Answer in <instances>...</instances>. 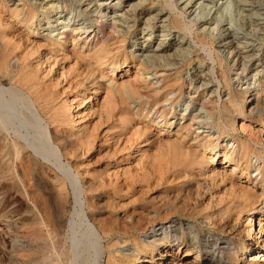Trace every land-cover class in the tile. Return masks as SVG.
Masks as SVG:
<instances>
[{"label": "rangeland", "instance_id": "rangeland-1", "mask_svg": "<svg viewBox=\"0 0 264 264\" xmlns=\"http://www.w3.org/2000/svg\"><path fill=\"white\" fill-rule=\"evenodd\" d=\"M168 1L172 6L164 0H0V50L12 62L0 87L14 88L9 76L18 70L34 71L30 89L16 87L29 95L69 170L66 176L53 156L45 159L33 150L37 134L17 114L6 134L23 147L13 159L15 168L33 157L49 184L62 186L68 205L64 235L81 240L78 250L71 248L84 264H104L114 238L103 237L89 222V198L102 216L127 222L138 217L130 237L117 236L114 252L129 256L124 264H264V231L258 232L264 227V115L248 113L256 94L264 101V0ZM107 32L113 39L105 40ZM121 52L127 66L111 70L101 64L99 56ZM128 84L136 86L135 93L127 91ZM117 87L136 112L133 121L119 122ZM243 89L247 102L222 111L229 90ZM0 93V102L8 99ZM178 142L184 151L174 161L167 151ZM17 178L0 182V202L17 201L0 203V221L10 227L0 234V264L25 244L17 232L31 218L32 204ZM72 187L82 220L94 232L93 247L81 226L72 224L73 234L69 225L77 221ZM242 188L256 195L248 207L233 202ZM28 189L40 202V192ZM167 200L178 208L168 213ZM132 238L145 245L141 252ZM84 243L89 248L80 252Z\"/></svg>", "mask_w": 264, "mask_h": 264}, {"label": "bare ground", "instance_id": "bare-ground-1", "mask_svg": "<svg viewBox=\"0 0 264 264\" xmlns=\"http://www.w3.org/2000/svg\"><path fill=\"white\" fill-rule=\"evenodd\" d=\"M185 1L186 0L182 2H185ZM188 2H190V0H187L186 4ZM164 3L167 6H172V4H170L168 0H164ZM25 15L26 17L31 18L33 16L32 9L27 8L25 11ZM174 24L177 27L180 26V22H178V20H174ZM106 34H107L106 39H105L106 41L113 39L111 33L107 32ZM66 37H69V36L66 35ZM199 42L202 45V47L205 48L207 42L203 41L202 39H199ZM120 54L121 55L115 56L112 58H109L106 55H101V57L99 56V59L101 60V64L104 63V65H106L109 69L117 70L120 67H122V65L124 67L127 66L125 53L121 52ZM11 63L12 62H10L9 56L5 54L3 49H1L0 50V76H5V75H8L10 72H12ZM134 64H137V63H134ZM138 65L141 66L140 64ZM18 71L16 74L9 76V78L12 80L14 88L12 87L3 88L2 86L0 87V89L3 90V92L9 94L8 99H3L0 102V131L5 132V135L0 137V159H1L0 160V182L2 180L1 183H3L4 177H7V176L10 177L11 175L17 176L24 187L23 196L26 199V203L29 201L32 204V206H29L30 208L28 207V210H27L31 218L28 221L22 220L21 230L17 232L20 238L24 239L25 244L22 243L13 249L12 256H11L12 259L10 262L7 261L9 262L7 264H27V263L29 264H84L86 259L83 256H79L78 252L76 253L75 257H73L74 251L72 252L73 249L71 248L73 247L74 249H77V246L79 245V243H81V240L76 239L74 236L66 237V235H64L65 215L68 211V205H67L66 196L63 193V190L61 189L62 186H60L61 188L59 190H56L57 188L55 189L54 186L50 185L49 180H48L49 176H46L43 170L44 167L37 159L33 157L28 160V163H26L25 166H23L21 162H19V168L17 167L15 168V166L17 165L15 164L13 159L19 158V154L21 150L23 149V147L21 146L22 144L20 145L13 138H11L8 141V136L6 134L8 133V126L13 123L12 118H15L14 116H16L17 114V115L22 116L21 121L24 124V126H26L28 129L31 128L37 134L36 136L32 135L33 140H31L30 142L33 150L36 153L40 154L45 159H47L49 155L53 156L55 159L56 165L58 166V168H60V170H62V172L66 176H68V170H69V169L67 170V167H65L63 163H60V161L58 160L55 150L53 149L52 145L48 141V137H49L48 130H47L48 128L46 129L45 125L42 123L41 121L42 118L40 119V116L38 115L39 113L37 114L32 108L33 107L32 103L27 98L29 95L26 96L24 93H22V91L19 88L16 87L17 85H19V87H25V89L29 88L30 84L33 82V79H34V71L32 70L33 73L30 71L19 73ZM129 83H132V81L131 82L129 81ZM122 84H125V83H122ZM0 85H2L1 82H0ZM225 85L227 86V84ZM262 86L264 87V85ZM135 87H133L131 84L126 85V89L130 94L135 93ZM116 92L118 94V99L120 103V106L117 110V113L120 116L119 122L123 123V121H133L134 114L136 112L133 111L131 108H129L126 102L124 101L123 93L120 87H117ZM229 92H230L229 97L226 102L227 104L222 106V111L224 112L230 111V108H234L236 103H238L239 107H242L247 102V97H246L247 89H243V91L241 92H236L233 90L232 91L229 90ZM255 97L256 99L254 102L250 101L248 103L250 105V107L248 108L249 109L248 113L255 114L256 116L261 117L264 115V101L258 98V94H256ZM1 98L2 97L0 96V99ZM34 99L36 100L37 98H34ZM8 103H10L11 105H8ZM14 104H16V109L11 108L12 105ZM235 109L237 110V107H235ZM235 109H232V111H234ZM21 121H19V124ZM166 124L170 125L171 123L169 122ZM10 129L13 130L12 128ZM16 132L17 131L13 130L12 133L16 134ZM53 143L54 142H52V144ZM181 145H182L181 142H178L176 145L172 146L170 151L166 150L167 153L168 152L170 153V156L168 155L170 159L176 161L177 159L182 157L181 150H183L182 149L183 147H181ZM7 146L9 148L8 154L10 156L9 158H6L5 160H3L2 157L5 155V149L7 148ZM19 170L21 171V175L19 174ZM220 172L223 173L222 170H220ZM226 174L227 173L224 172L223 175L225 176ZM25 178L28 180V182L30 181V184L29 183L25 184V181H24ZM29 186L33 187L35 192L36 191L40 192V194L38 193L39 197H41L40 202L37 203L38 200H36L35 197H33V195H30L31 191L28 189ZM71 189H72L73 198H74V212L77 217V221H76V224L75 222L72 223V221H69V225L72 229L73 234L75 232L73 230L72 224L78 227L81 226L82 231L86 233L87 240L90 241L91 247H93L96 244L95 239H94V232L91 229V226L88 225V223L83 222L84 220H82V215H80V212H79L80 208L78 209L76 207L77 206L76 204H78L76 190L74 187H72ZM89 189L92 190V187H89ZM239 192H240L239 197H238L239 199H236L235 201L233 200L234 203L240 204L242 206H247V207L248 205L253 204L254 199L256 198V195H254V193L249 192L244 188L240 189ZM93 201L95 200L91 198L86 199V205L89 209V214H88L89 222H91V225L94 226V229L98 231L100 235H102L103 237L108 238V239H111L112 237H114L113 240H110V242L106 245V248H105L106 258H105L104 264H124L122 259H126V258L128 259L129 256L119 257V255L117 256V253L114 252V248L119 244V242L117 241V236L130 237V234H131L130 230L131 228H134L136 225H138L139 219H137L138 218L137 217L136 220L127 222L125 218L120 219L117 217H112V215L107 216V217L102 216L101 211H100V209L102 208L96 205V203H94ZM16 202L17 201L13 199L6 200V198H2V201L0 203H1V206L3 205L8 206L9 204H16ZM164 205H165L167 212L173 211L174 209L178 208L175 205L174 201L168 202L167 200ZM1 210L2 209H0V212ZM2 222L3 221H0V234H3L5 232V229L10 228L9 224L5 223L4 225H2L3 224ZM249 222L252 223V219H250ZM262 230L264 231V227L261 225L259 226L258 232H261ZM132 240H134V238H132ZM126 241L127 240L124 239L122 242L124 243ZM1 244L4 247V241H2ZM134 245H135V250L137 252H141L143 250V247H145V245L138 244L137 241H135ZM219 245L220 243L218 244V246ZM206 247L207 246L203 244L202 248H206ZM88 248L89 246L84 243L83 246L82 245L79 246V251L82 252L83 250H88ZM219 248L220 249L218 253H221L224 247L220 246ZM232 255L233 254L231 253L229 257H231ZM257 256L259 255H256V257ZM261 260L264 261V255H261ZM218 263L220 262L218 261ZM248 264H257V261H251Z\"/></svg>", "mask_w": 264, "mask_h": 264}]
</instances>
